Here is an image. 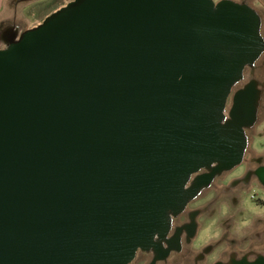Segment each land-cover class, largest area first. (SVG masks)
I'll use <instances>...</instances> for the list:
<instances>
[{
    "label": "water",
    "instance_id": "1",
    "mask_svg": "<svg viewBox=\"0 0 264 264\" xmlns=\"http://www.w3.org/2000/svg\"><path fill=\"white\" fill-rule=\"evenodd\" d=\"M235 0H70L0 46V264H131L213 163H242L264 52Z\"/></svg>",
    "mask_w": 264,
    "mask_h": 264
},
{
    "label": "flooded vegetation",
    "instance_id": "2",
    "mask_svg": "<svg viewBox=\"0 0 264 264\" xmlns=\"http://www.w3.org/2000/svg\"><path fill=\"white\" fill-rule=\"evenodd\" d=\"M243 3L252 6L249 1H243ZM9 34L11 31L7 29L1 37L6 40ZM246 90L259 91V88L254 80L244 82L242 80L229 97L228 102L230 99L231 101L230 104H227L228 112L235 104L236 95ZM248 129L249 127L245 129L247 148L242 163L230 170L219 172L209 183L207 175L217 170L219 163H213L209 168L202 169L192 177L188 188L197 190L195 197L188 202L182 212L173 218L172 227L165 237H157L155 246L150 250H139L148 256L144 260L145 264H264V253L256 256H251V253L246 254L239 260L224 259L214 256L218 246L212 241L201 247H197L196 244L205 225L202 219L215 210V205L220 203L222 198L236 196L235 194L242 195L257 187L264 190V159L256 158L251 160L250 164L246 161L249 146ZM238 167L244 168L243 173L233 175ZM228 185L230 187H227ZM225 207L228 209L237 208L235 205L229 204ZM138 253L134 261L137 259ZM249 257H254V259L250 260Z\"/></svg>",
    "mask_w": 264,
    "mask_h": 264
},
{
    "label": "rangeland",
    "instance_id": "3",
    "mask_svg": "<svg viewBox=\"0 0 264 264\" xmlns=\"http://www.w3.org/2000/svg\"><path fill=\"white\" fill-rule=\"evenodd\" d=\"M216 2H219L221 0H215ZM237 2H243V1H249L253 8L256 9V11L260 14L261 19H262V28H261V33L264 38V0H235ZM58 5V1L56 0H40L37 5H34V7H31L30 10H28V13H32L31 15L33 16L32 18H28L27 15V10L24 12L20 10L21 14H26L24 18H21V29L25 30L32 25H37L36 19H44V17H47V13H50L54 7ZM13 8L8 11L9 13V21L8 22H2L0 24V28L3 29L5 26L8 25V23H12L13 21V13H12ZM35 13V14H34ZM47 15V16H46ZM3 15L0 14V18H2ZM35 19V20H34ZM36 23V24H35ZM0 29V30H1ZM0 43L1 45H5L6 41L0 37ZM243 82L244 81H249V80H254L257 84V87L259 88V99H258V104H257V117L255 120V123L252 124L248 131V139H249V146L247 149V155H246V161L248 163H252L251 160H254L256 158H263L264 159V52L260 56V58L252 65L248 66L245 70L244 77H243ZM241 80V81H242ZM240 81V82H241ZM239 82V83H240ZM238 83V84H239ZM237 84V85H238ZM236 85V86H237ZM231 101V99H230ZM230 101L228 104H230ZM230 106V105H229ZM255 164V163H253ZM244 168L243 167H238L237 170L233 173V175L243 173ZM227 187H230L229 185ZM237 196V194H235ZM243 200L242 204H238V208L241 209L243 208V211L240 212L238 215V218L244 217V215L247 216H262L264 215V190L261 188H255L254 190H251L249 192L243 193ZM223 199V198H222ZM221 203V205H220ZM219 204H216L215 207L217 206L221 211L220 212H225L226 214H231L234 211H236V208H227L225 205L228 204L226 200H222ZM192 206V205H191ZM236 209V210H235ZM217 213V215H221L223 213ZM225 215L220 218H216L218 224L222 223L225 220ZM213 212H210L207 216H205L202 219V222L205 223L203 231L200 233L198 241H197V247H201L208 243L209 241L212 240L214 237V234H212L211 231H205L206 229V224L207 221L213 220ZM215 228V225H214ZM216 256V254L214 255ZM213 256V257H214ZM148 256L147 254L139 251L137 259L132 263L136 264L140 262L141 264H145L144 260L147 259Z\"/></svg>",
    "mask_w": 264,
    "mask_h": 264
},
{
    "label": "crops",
    "instance_id": "4",
    "mask_svg": "<svg viewBox=\"0 0 264 264\" xmlns=\"http://www.w3.org/2000/svg\"><path fill=\"white\" fill-rule=\"evenodd\" d=\"M39 1L40 0H0V14L3 15V17L0 18V24L2 22L9 21L10 18L8 11H10L11 8H13L12 13L14 18L12 23L9 22L8 25L3 29L0 28V37L7 29H9L10 31H21V18H24L26 14H21L20 10H22L23 12L24 9L25 11L27 10V15L29 14L28 18H32V13H28V10H30L31 7H34V5H37ZM56 1H58V5H56L50 13H47V15L67 4L70 0ZM36 20H38L37 22L40 23L43 19ZM33 26L35 25H32L31 27ZM0 46L4 45H1L0 43ZM222 200H226L229 205H235L237 207V210L235 209L236 211L231 214H226L225 212H220L221 210L217 206L214 207L215 210L213 211V217L216 222H218L216 220L217 217L220 218L224 215L226 216L225 220L222 223H215L216 234H214V237L211 241L213 242V244L218 246V249L215 252L216 257H221L224 259L234 258L236 260H239L241 257H243V255L246 254L251 253V256H256L257 254L264 253V215L256 217H246V215H244V217L238 218L240 212L243 211L242 207L241 209L238 208V204H242L243 200V196L241 194H238L237 196L224 197ZM219 212L223 214L217 215V213ZM244 219H247L249 222L242 229L243 234L241 235L235 232L234 228L236 227L238 222Z\"/></svg>",
    "mask_w": 264,
    "mask_h": 264
},
{
    "label": "clouds",
    "instance_id": "5",
    "mask_svg": "<svg viewBox=\"0 0 264 264\" xmlns=\"http://www.w3.org/2000/svg\"><path fill=\"white\" fill-rule=\"evenodd\" d=\"M248 222L249 221L247 219H244V220L238 222L236 227L234 228V231L242 235L243 234L242 229L244 228V226L246 224H248ZM215 223H216L215 219L207 221L205 231H211L212 234H216V230L214 228ZM249 259L250 260L254 259V257H249Z\"/></svg>",
    "mask_w": 264,
    "mask_h": 264
}]
</instances>
